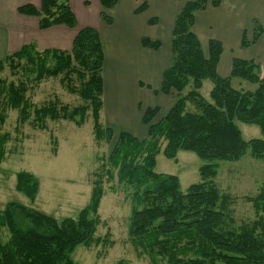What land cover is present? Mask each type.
Returning a JSON list of instances; mask_svg holds the SVG:
<instances>
[{
  "label": "trees",
  "instance_id": "16d2710c",
  "mask_svg": "<svg viewBox=\"0 0 264 264\" xmlns=\"http://www.w3.org/2000/svg\"><path fill=\"white\" fill-rule=\"evenodd\" d=\"M117 1L99 0L100 17L107 24L112 18L105 10L112 9ZM209 4L218 7L220 0L186 2L174 22L170 65L162 73L159 90L164 95L175 94L172 107L155 123L153 120L159 109L146 108L142 122L147 126V139L139 140L128 132H120L108 160L114 167L120 162L119 179L134 190L135 205L130 212L128 236L153 262L264 264V218L261 216L252 225L227 226V197L213 181L217 175L215 164L202 165L198 169L201 181L190 185L186 192L180 191L176 175H158L154 171L162 142L165 143L162 154L171 160H177L179 151H189L203 160L236 161L249 148L252 157L264 161V73L259 74L252 61L234 58L229 75L223 78L218 74L221 43L208 40L206 56L193 32L194 14ZM145 7L146 3L142 2L135 12ZM17 11L37 17L40 30L58 25L70 29L77 26L69 0H41L39 9L27 4ZM153 22L150 19V23ZM254 24L253 42L262 33L260 25L256 21ZM246 42L242 40V45L248 44ZM140 43L151 49L160 46L159 41L145 37ZM49 58L54 61L52 67L47 65ZM22 60L24 67L31 66L39 80L63 74L70 91H78L87 104L72 111L56 101L35 108L26 97L24 83L7 84L0 80V123L4 122L6 108L18 111L20 124L30 119L41 123L47 117L70 120L75 116H79L81 122L86 110L91 109L96 139L101 140L104 132L113 134L109 127L103 128L99 122L104 54L96 29H79L70 50L39 52L33 44L23 46L0 61V72L7 65L13 69L20 67ZM71 75L80 80L79 90L71 85ZM232 79L243 80L255 88H234ZM205 80L212 83L208 98L200 92ZM236 121L256 126L262 138L245 141ZM9 140V134L0 133V162L5 157ZM16 189L33 198L38 191V181L32 174H19ZM102 194L101 184L97 183L92 188L88 205L77 217L61 220L19 202H8L0 209V230L5 227L10 234L8 241H0V264H74L71 255L78 246L88 247L93 242L106 241L94 237ZM250 200L254 201L256 211L264 212V187Z\"/></svg>",
  "mask_w": 264,
  "mask_h": 264
},
{
  "label": "rangeland",
  "instance_id": "374dc122",
  "mask_svg": "<svg viewBox=\"0 0 264 264\" xmlns=\"http://www.w3.org/2000/svg\"><path fill=\"white\" fill-rule=\"evenodd\" d=\"M24 63L22 60L21 66L14 69L5 66L0 72V80L7 84L24 83L26 97L35 108L56 101L72 111L87 104L78 91H70L63 74L44 76L39 80L36 73L31 71V66L25 68ZM47 65L52 67L54 61L49 58ZM127 74L130 75V72ZM70 79L71 85L79 90L80 80L76 75H71ZM126 83H130V76ZM232 85L234 88H255V85L240 79H232ZM211 88L210 80H205L200 90L202 96L208 98ZM132 93L140 99L145 97L141 88H138V93L135 89ZM161 99L162 103L173 104L175 94L158 98L155 103H160ZM188 108L192 110L190 105ZM167 112L159 113L153 123ZM105 117L106 111L100 110L99 122L103 128L108 127ZM236 125L245 141L262 138L256 126L237 121ZM93 126L91 109L86 110L81 122L80 117L75 116L70 120H51L47 117L41 123L30 119L20 124L18 111L6 108L0 133L9 134L10 140L6 144L5 157L0 162V209L8 202L16 201L56 220L76 218L88 205L94 185L100 183L103 194L98 204L99 221L94 237L106 241L93 242L88 247L78 246L71 255L74 264H165L160 260L153 262L128 236L130 212L135 205L134 190L130 184L119 179L117 169L120 162L114 167L108 160L120 132H114L109 127L113 134L104 132L101 140H97ZM164 145L162 142L154 171L158 175H176L181 192H186L190 185L201 181L198 169L202 165H216L217 175L213 181L220 193L227 197L225 212L228 227L252 225L261 216L264 218V212L256 211L254 201L250 200L256 198L264 187V161L252 157L249 148L236 161L203 160L189 151H179L177 160H171L162 154ZM22 173L32 174L38 181V191L33 198L16 189L17 177ZM9 238L6 228H1L0 241L3 243Z\"/></svg>",
  "mask_w": 264,
  "mask_h": 264
},
{
  "label": "crops",
  "instance_id": "0c3cea01",
  "mask_svg": "<svg viewBox=\"0 0 264 264\" xmlns=\"http://www.w3.org/2000/svg\"><path fill=\"white\" fill-rule=\"evenodd\" d=\"M190 1L193 0H118L112 9L105 10L112 18L107 24L100 17L99 0H69L76 28L58 25L40 30L37 17L20 14L17 9L27 4L39 9L41 0H0V61L30 44L39 52L70 50L79 29H96L104 54L101 110L106 111V126L143 139L147 135V126L142 122L144 110L157 107L159 115L173 105L155 100L168 96L159 92L162 73L170 65L174 22ZM142 2L146 3L145 9L136 13ZM150 19L154 22L150 23ZM255 21L262 33L253 42ZM193 32L206 56L208 40L221 43L217 67L221 77L229 75L234 58L252 61L264 73V0H220L218 7L209 4L194 14ZM143 37L159 41V48L143 47ZM244 39L248 44L242 45ZM129 76L130 83H126ZM137 87L144 93L143 99L132 93L134 89L138 93Z\"/></svg>",
  "mask_w": 264,
  "mask_h": 264
}]
</instances>
